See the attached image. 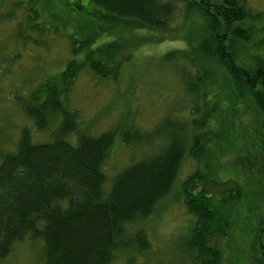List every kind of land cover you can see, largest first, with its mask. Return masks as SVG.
Masks as SVG:
<instances>
[{
	"label": "trees",
	"instance_id": "1",
	"mask_svg": "<svg viewBox=\"0 0 264 264\" xmlns=\"http://www.w3.org/2000/svg\"><path fill=\"white\" fill-rule=\"evenodd\" d=\"M177 1L185 15L197 13L201 19V34L193 32L187 49L162 58L187 63V69L176 68L188 96L185 120L166 117L150 132L124 126L92 135L80 126L81 112L72 106L79 73L117 81L123 63L138 48L137 42L134 46L122 40L96 45L102 33L123 31L125 23L167 32L178 7L162 0H88L94 8L86 12L84 0H58V13H84L96 22L88 24L89 34L80 40L65 36L72 58L59 75L17 99L16 106L37 132L50 130V140L35 143L23 129L15 152L0 163V262L15 244L29 240L41 242L43 264H113L119 255L127 256L124 264H133L150 245L143 229L131 227L155 213L170 195L181 165L190 160L197 167L181 184L179 195L193 217L185 257L191 264L221 263L218 244L226 238L224 222L245 191L237 179L218 176L216 161L226 153L251 150L264 159V46L252 57H243L236 46L255 35L248 27L254 17L245 0ZM36 4L16 2L6 19L23 9L17 33L23 35V44L41 46L50 28ZM239 113L251 115V131L229 121ZM116 135L128 149L153 144L160 149L108 178L105 162ZM238 141L242 146H235ZM231 145L234 150H228ZM262 164L252 167L264 178V160ZM259 254L254 262L264 264V244Z\"/></svg>",
	"mask_w": 264,
	"mask_h": 264
},
{
	"label": "rangeland",
	"instance_id": "2",
	"mask_svg": "<svg viewBox=\"0 0 264 264\" xmlns=\"http://www.w3.org/2000/svg\"><path fill=\"white\" fill-rule=\"evenodd\" d=\"M26 1L0 0V16H5L0 20V163L5 155L15 152L23 129L29 130L35 143L50 140V130L37 132L33 122L26 119L16 106L17 99L22 95L27 96L43 80L59 75L72 58L65 36L73 35L80 40L89 34L88 24L96 22L91 15L84 13H58V0H37L36 10L49 23L50 29L41 46L23 44L20 39L23 35L17 33V24L25 12L23 9L16 10L12 20H7L6 16L14 3L24 4ZM84 1V10L92 11L94 6L88 0ZM162 1L175 2L178 7L167 32L158 33L125 23V27L121 26L123 31H105L98 40L96 45L113 40L133 43L134 46L138 43L131 59L123 63L117 81L98 79L87 71L79 73L72 88V106L81 112L80 126L85 125L92 135L121 130L124 126L150 132L166 117L185 120L188 96L176 68L179 71L187 69V63L183 61L181 64L177 60L171 64L162 58L168 52L187 49V41L193 38V32L201 34V19L197 13L190 17L185 15L183 3L177 0ZM245 1L254 17L248 27L255 35L248 43H237L236 46L243 57H252L256 55V49L264 46V0ZM64 23L69 26L65 27ZM31 35L40 37L37 32ZM234 119L230 118L229 121L251 131L252 118L249 113H239ZM118 136L105 162L108 178L160 149V145L154 144L148 148L128 149ZM235 146H242L241 141ZM233 147L231 145L228 150ZM263 160L260 154L251 150L238 155L226 153L216 161L218 176L237 179L244 185L245 191L243 200L230 211L231 219L224 222L227 232L226 238L218 244L222 252L220 264H255L254 261L259 259V247L264 244V178L259 177V169L252 166L257 164L259 168L263 167ZM196 167L186 160L181 165L170 195L143 224L131 227L132 230L143 229L150 245L147 252L134 258L133 264H191L185 257L184 242L189 236L193 217L187 213L179 195L181 184ZM41 248L39 241L17 243L13 252L0 264H43ZM126 259V255H119L113 264H124Z\"/></svg>",
	"mask_w": 264,
	"mask_h": 264
}]
</instances>
